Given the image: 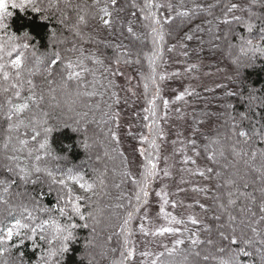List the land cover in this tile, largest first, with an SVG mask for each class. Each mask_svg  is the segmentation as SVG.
<instances>
[{
	"label": "trees",
	"instance_id": "trees-1",
	"mask_svg": "<svg viewBox=\"0 0 264 264\" xmlns=\"http://www.w3.org/2000/svg\"><path fill=\"white\" fill-rule=\"evenodd\" d=\"M35 2L39 11H33L31 7L23 11L10 9L13 14L5 21L6 32L15 35L17 43H27L29 47L23 49L25 61L20 70L21 79H15L17 70L10 67L6 69L11 73L9 80L5 81L0 76V181H3L0 183V228L6 230L16 219L31 226L47 219H54L62 226L73 223L77 225L73 229L74 239L67 242L68 250L62 256L54 258L60 264H120L122 260L124 264H135L142 215L150 205V196L158 180L152 183L149 203L142 205L141 211L133 212L129 230L122 232L123 221L136 204L135 187L131 181L139 178L145 162L139 149L149 148L148 144L140 141L141 136H149L145 124H151L152 120L144 121V116L149 115L144 109L151 107L148 101L155 93L150 79L153 73L146 57L154 50L159 53L155 74L160 95L165 99V80L160 82L159 75H164L172 49L181 46L185 62L206 61L209 62L208 69L223 65L231 72L232 79L214 90L197 91L190 96L193 102L190 123L197 131L195 146L191 145V148L196 149L202 162L213 170L209 172L213 187L203 224L193 225V228L191 225L189 233L183 235L184 243L172 255L167 252L159 255L157 264H219V259L226 255L220 249L230 246L244 247L251 253L250 256L240 257L241 264H264V244L261 243L264 241V221L261 220L264 212L260 209L264 196L259 191L264 182L260 173L254 170L261 164L259 153L264 152V56L257 54L249 63L251 53L245 56L240 52L244 43L242 38L260 42V29L264 23L257 17L264 16V4L259 0L255 4L252 0H171L173 10L170 14L174 23L163 26L165 39L157 46L152 43L151 30L147 27L149 21L143 19L144 13L141 12L145 0H117L114 6L111 0ZM155 2L162 4L161 0ZM231 3H236L238 8L228 14L230 23L224 24L221 22V10ZM105 4L111 13L110 17H106L111 19V27H105L100 19L99 9ZM197 5L200 10L192 11ZM177 10L189 11V16L177 17ZM250 11L256 14L250 20L254 25L251 33L244 24L232 20L233 16H240L248 21ZM159 12L160 19H165L168 12L165 13L163 8ZM80 16H84V23L80 22ZM129 26L135 35L127 31ZM24 33H27L26 37ZM186 35H191L192 39H186ZM0 36L7 39L4 31H0ZM230 44L232 47H229ZM117 45L121 47L117 49ZM57 51L62 59L52 66L50 61ZM122 53H127V59L132 63H123L125 56ZM16 54L11 58L14 59ZM92 54L102 59L103 64H94L87 59ZM117 55L122 61L119 65L114 62ZM78 58L83 59L89 71L84 72L79 80L66 81L64 65L68 60L75 62ZM8 59L5 57L6 61ZM119 68L127 70L135 79L138 99L132 100L123 94L118 82ZM46 69H51V73ZM28 80L32 81V85L27 83ZM65 81L68 86L62 88ZM145 83L149 85L147 92ZM13 84L17 85L16 89ZM17 90L20 91L19 97L15 95ZM72 92L78 93V102L70 110L64 103V97ZM30 95H34L35 99L28 100ZM250 95L255 99L245 101L244 98ZM8 101L12 104L26 102L29 107L9 121ZM227 104L232 107H226ZM156 110L158 116L153 132L162 130V100H157ZM241 113H246L245 119H241ZM9 123L19 127L9 132ZM45 128L51 131L45 132ZM239 131H245L247 135L240 137ZM37 132L39 135L33 141L32 137ZM113 132L116 133V140L112 139ZM45 138L48 147L37 153L39 143ZM21 139L27 140L28 144L22 147L19 144ZM213 140L219 143L213 144ZM157 142L159 168L162 139ZM14 148L17 150L13 151ZM233 148L240 155H234ZM29 150H32L31 156ZM213 151L216 152V159L209 160L208 155ZM220 151H223V156ZM252 151L257 153L254 162L250 155ZM130 152H135L134 160L130 159ZM36 154L42 156V168L46 166L57 180L65 179L72 189L73 198H82L78 203L81 214L86 218L84 221L71 212L70 205H66L67 189L53 184L45 172L38 174L39 180L35 184L31 180H20L17 165L31 170L36 163ZM11 156H17L18 161L10 162L8 157ZM245 161H248L247 165ZM8 164L13 171L9 172L4 167ZM126 171L131 175L125 176ZM77 174L94 185L92 191L85 192L78 184L68 180L69 175ZM36 178L37 174L33 173L31 179ZM229 180L234 183L228 184ZM5 188L8 190L5 191ZM229 192L235 200L232 205L228 204ZM221 205L224 207L221 208ZM25 207L36 218L35 221L27 219V213L22 211ZM60 207H66L64 216L59 212ZM69 215L71 220H68ZM229 215L234 219L229 221ZM85 223L87 228L83 227ZM252 228H256L257 232L253 233ZM192 233L197 234L195 238L199 239V244L191 243ZM3 234L0 232V235ZM233 237L238 241L236 245L231 244ZM246 239L252 243H239ZM11 245L15 247L0 256V262L6 259L9 264H43L41 256L49 247L46 241L39 239V233L35 246L33 241L25 240L20 244L14 238L2 247ZM127 250H131L133 255L125 260L121 253L126 255Z\"/></svg>",
	"mask_w": 264,
	"mask_h": 264
},
{
	"label": "snow or ice",
	"instance_id": "snow-or-ice-1",
	"mask_svg": "<svg viewBox=\"0 0 264 264\" xmlns=\"http://www.w3.org/2000/svg\"><path fill=\"white\" fill-rule=\"evenodd\" d=\"M117 0H111V4L114 6L116 4ZM252 2L255 4L258 2V0H252ZM260 3L264 4V0H259ZM26 7H31L33 11H39V9L36 7V2L35 0H0V31H4L5 35L7 36V39L3 36H0V76L3 77L5 81L9 80L11 77V73L7 71V68L15 69L17 70L15 72V79L20 80L21 79V72L20 70L22 67H24V61H25V54L23 49H27L29 47V44L23 43L19 44L17 43V37L13 34H9L6 32L7 30V24L5 23L6 19L10 16H12V12L10 9H20L23 11ZM135 7V5H133ZM212 6L210 5L209 8ZM164 8L163 4L156 3L155 0H145L144 5L141 7V12L144 13L143 19L145 21H149V24L147 27L150 28V35L152 37V43L154 45H161L165 39V32H164V25L166 24H171L174 23V17L171 16V12L173 10V5L169 3L167 5L168 8V14H166V18L161 20L160 19V12L159 10ZM238 8V5L236 3H231L228 5H225V8L221 10V14L223 16V20L221 21L224 24H229L230 21L228 20V14L232 13L234 10ZM200 10L199 5L196 6L195 9L192 11ZM207 11V9H205ZM99 12L101 13L100 19L102 21V24L105 27H111L112 21L110 18L111 13L109 12L108 5L105 4L104 7H101L99 9ZM211 15V12L208 13ZM176 16L177 17H188L189 16V11H176ZM253 16H256L255 13L249 12V20L245 21L242 17L240 16H233L232 20L236 21L237 23H242L246 26L247 30L249 33L252 32L254 25L250 22L251 18ZM264 23V16H259L257 17ZM79 20L81 23L85 22L84 16H80ZM179 27V26H177ZM127 31L133 35V28L131 26L128 27ZM261 35L259 37V43H254L253 39H244V43L240 46V52L244 54L245 56H248L249 53H251V56H248V61L249 63L255 59L256 55L259 54L261 56H264V27H261L260 29ZM25 37L27 36V33H24ZM186 39L191 40L192 36L191 35H186ZM121 46L117 45L116 48L119 49ZM229 47H232L230 44ZM171 50V49H169ZM17 53L15 55V58L12 59L13 54ZM121 55L125 56V59L123 60V63L125 64H130L132 61L130 59H127V53H122ZM159 53L158 51L154 50L151 55H148L146 58L149 60V66L152 70L153 75L150 77L152 84L155 86V93L152 97L151 100L148 101V104L151 107L145 108L144 111L146 113H149V115L144 116V121L147 122L148 120H152L151 124L146 123L145 127L149 129V136H141L140 141L141 143H146L149 145V148L146 149H139L141 154L145 157V162L142 166V171L139 174V178H133L132 179V184L135 187V192H134V197H135V207L133 211H130L127 213V218L123 221V225L121 226V230L123 231H128V225L133 217V212H139L141 211V206L144 205L146 206L149 203V196H150V190L152 187V183L158 178H167L170 176V171L168 168H164L163 170H160L158 168V160H159V144H158V139H164V134L162 130L153 132V128L156 125V118L158 116L157 112V100H162L163 108L165 110L168 109L169 107V101L166 99H163L160 95L161 89L159 87V83L157 81L156 77V69H155V64H156V59L158 57ZM54 58L50 61V64L52 66H56L62 59L60 52H55L53 54ZM5 57H8L7 61L5 60ZM81 57H83V50L81 49ZM87 59H91L94 64H103V60L97 57L95 54H92L91 56L87 57ZM117 65H119L122 61L120 59V55H117L114 61ZM139 61H137L138 63ZM64 69L67 70V77L66 81L70 80H79L84 72L89 71L87 67L84 66L83 59L78 58L77 61L73 62L72 60H68L67 63L64 65ZM30 74L31 69L28 70ZM46 71H49V74L51 73V69H46ZM106 71H109L106 69ZM166 79L164 75H159V81L162 82ZM63 83V87L67 88V82ZM27 83L29 85H32V81L28 80ZM51 83V81H49ZM109 83H113V81H109ZM12 87L14 89L17 88L16 84H13ZM148 83H145L144 88L145 92L148 90ZM6 91V89H5ZM88 95H94V93H87ZM15 95L17 97L20 96V91L17 90L15 92ZM115 95V94H113ZM227 95L231 96L233 93H227ZM184 94H180L176 96V100H182ZM42 98V97H41ZM28 100H34L35 97L34 95H30L27 97ZM245 101L251 102L252 100L255 99L253 96H248L244 98ZM10 107L7 113V119L9 121H12L13 116L16 114H19L23 112L25 109L29 107L28 103H18V104H12L11 101H8ZM226 107H232L231 104H227ZM118 115V114H117ZM166 119V114L165 117ZM246 118V113H241V119ZM20 123H23L22 121ZM18 124H13L9 123L8 125V130L11 132L14 128H18ZM35 131V129H33ZM45 132H50V128H45ZM75 131V130H74ZM39 133L37 132L35 135H33L32 140L35 141L37 139V136ZM112 139L116 140L117 136L116 133L113 132L112 134ZM238 135L240 137H245L247 133L245 131H239ZM152 137V138H150ZM190 143L195 146L194 141H190ZM213 144L219 143L217 140L212 141ZM19 144L23 147L28 144L27 140H19ZM5 147H7V144H5ZM48 147V140L45 138L42 142L39 143V147L36 150L37 153L39 150L46 149ZM85 148L88 147V145L85 143L84 145ZM206 146V150H207ZM17 149H13V151H16ZM234 155H240V153L236 152V149H232ZM198 154V153H197ZM221 156H223V151H220L219 153ZM29 155H32V150H29ZM46 155H51V153H46ZM245 155H248L245 153ZM251 160L254 162L257 156V153L255 151L251 152ZM261 157V164L259 167L255 168L254 170L260 173L261 181L264 182V152L259 153ZM55 158V157H54ZM17 156H11L8 157V160L10 162H15L18 161ZM209 160H215L216 159V152L213 151L208 155ZM42 161V156L39 154L35 155V162L33 163L31 170H29L28 167H18V175L21 181L28 182L31 180L33 184L37 183L39 180V173L45 172L48 177L51 178L53 184H59L63 188L67 189L68 193V199L65 201L66 205L71 206V212L79 216V219L81 221H84L86 218L83 214H81V205L78 203L82 198L80 196H75L73 198L72 195V189L68 187L66 184L65 179L61 178L57 180L55 176H53V173L48 170V168L41 167L40 162ZM195 163L194 160L189 161L187 157L183 160V163ZM245 164H248V161H245ZM8 169L9 172L13 171V168L11 167L10 164L4 165ZM213 171L211 168L207 169V172ZM69 172H71V169H69ZM33 173L37 174V178L35 180H32L31 177ZM198 174L200 176H205L204 171H199ZM125 176H130V172H125ZM219 175V173H217ZM68 180H71L75 182L76 184L79 185V187L84 190L85 192H90L92 191L94 185L92 183H89L84 180V177L82 175H69ZM0 183H3V181H0ZM228 184H233L234 181L229 180L227 181ZM101 184H103V180H101ZM119 187V185H117ZM166 185L162 186L160 190L156 191V196L160 198L161 204H160V214L167 217L168 213L165 211V206L169 204V193L166 191ZM247 187V185H245ZM5 191L8 189L5 188ZM194 190H199V189H194ZM261 192V195L264 196V187H261L259 189ZM229 199H228V204L232 205L235 203V200H233L232 193H228ZM61 200H63V196L61 195L60 197ZM38 205V202H37ZM175 203L172 202V207H175ZM119 207V205H117ZM201 207H203L201 205ZM224 205H221V208H223ZM260 209L262 212H264V202L260 204ZM23 212L27 213V219L30 221H35V217L32 215V213L25 207L22 209ZM59 212L61 216H64L66 214V207H60ZM72 217L71 215L68 216V220H71ZM190 223L192 225H197L198 220L195 219L194 217H189L188 218ZM229 221L233 220L234 218L229 215L228 217ZM261 220L264 221V216L261 217ZM170 223L174 224H181L183 221L176 219L175 216L171 217ZM77 227L76 224L73 223H68L65 225H61L54 219H47V220H42L39 224H35V226H31L29 223H24L22 222L21 219H16L13 223L7 226L6 230L4 228H0V232L4 233L3 235H0V256L5 254V248L2 247V245H5L7 242L13 241L14 238H16L20 244H23L25 240H30L33 241V244L35 246V238L39 233V239L41 241H46L49 247L45 250V252L41 256V260L43 264H60V261L58 259H54L57 257L62 256L67 250H68V241H71L74 239V232L73 229ZM83 227H88L87 223L83 225ZM141 231H144V225L141 224L140 226ZM179 230L173 227H161L157 229L155 232H152V235H162L164 233H173V232H178ZM253 233H256L257 230L256 228H252ZM193 239L191 240V243L193 245H197L200 243L198 238H195L197 236L196 233L191 234ZM223 236V233H221ZM225 239H228V237H224ZM211 243V241H209ZM125 245L127 244V240L125 239L124 241ZM184 243L183 240H176L175 245H182ZM238 243L237 239L233 237L231 239V244L236 245ZM243 245H250L252 243L251 240H243L242 242ZM262 244H264V241H261ZM11 247H15V245H11L10 247L7 248L8 251L11 250ZM175 251V246L173 249L168 250V254L172 255ZM221 252L226 253L224 257H221L219 259V264H241L240 257L244 256H250L251 253L248 252L244 247H239V248H233L229 247L228 249H220ZM257 251H261L260 249H257ZM133 252L131 250H127V254L125 255L124 252L121 253V256L124 257L125 260H128L132 257ZM143 255H148L147 253H144ZM163 255V254H160ZM199 255V253H197ZM264 255V253H262ZM207 259V257H205ZM159 260V256L157 257V260H153L152 264H157ZM120 264H124L123 260L120 262ZM163 264V262H161Z\"/></svg>",
	"mask_w": 264,
	"mask_h": 264
},
{
	"label": "rangeland",
	"instance_id": "rangeland-1",
	"mask_svg": "<svg viewBox=\"0 0 264 264\" xmlns=\"http://www.w3.org/2000/svg\"><path fill=\"white\" fill-rule=\"evenodd\" d=\"M161 1L164 5L163 11L167 13V5L171 0ZM208 66L209 62L206 61L185 62L181 46L172 49L166 64L165 99L170 103L168 109H164L161 123L164 139H162L159 169L168 168L170 176L158 177L150 196V205L142 215L141 224L144 225V231L142 232L139 227L135 264H152L160 254L168 253V250L173 249L174 246L177 249L179 245H175V241L183 240V235L190 231L189 227L192 225L188 219L190 216L198 220L197 225L203 224L205 220L213 181L207 172L208 167L202 162L197 150L191 148L190 141L195 142L197 131L195 132L194 126L190 123L193 108L190 96L197 91L214 90L232 79L231 72L223 65L215 69H208ZM118 72V82L123 94L132 100L138 99L139 90L135 79L123 68H119ZM182 93L183 99L176 100V96ZM131 154L132 160L136 154L135 152ZM185 157L189 161L194 160L195 163H183ZM199 171H204L205 176H200ZM164 185L167 186L166 191L169 193V204L165 206L167 217L160 214L161 201L156 196V191ZM172 202L175 203V207H172ZM172 216L183 223H170ZM161 227H173L179 231L162 235L151 234ZM144 253L148 255H143Z\"/></svg>",
	"mask_w": 264,
	"mask_h": 264
},
{
	"label": "clouds",
	"instance_id": "clouds-1",
	"mask_svg": "<svg viewBox=\"0 0 264 264\" xmlns=\"http://www.w3.org/2000/svg\"><path fill=\"white\" fill-rule=\"evenodd\" d=\"M61 87L63 88V84L61 85ZM77 102H78V93H74V92L67 93L66 96L64 97V103L70 110ZM4 248H5V254L8 253L9 251L7 250V247ZM0 264H9V262L5 259L4 261L0 262Z\"/></svg>",
	"mask_w": 264,
	"mask_h": 264
}]
</instances>
